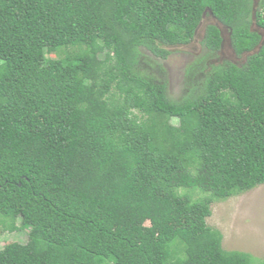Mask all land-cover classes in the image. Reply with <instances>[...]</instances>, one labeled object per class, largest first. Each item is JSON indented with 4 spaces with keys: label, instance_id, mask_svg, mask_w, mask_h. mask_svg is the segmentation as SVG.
<instances>
[{
    "label": "trees",
    "instance_id": "1",
    "mask_svg": "<svg viewBox=\"0 0 264 264\" xmlns=\"http://www.w3.org/2000/svg\"><path fill=\"white\" fill-rule=\"evenodd\" d=\"M253 5L0 0V229L28 234L0 264H264L207 222L215 201L264 184ZM204 14L244 60L202 59L173 98L151 62L190 43ZM205 27L215 53L221 27Z\"/></svg>",
    "mask_w": 264,
    "mask_h": 264
},
{
    "label": "rangeland",
    "instance_id": "2",
    "mask_svg": "<svg viewBox=\"0 0 264 264\" xmlns=\"http://www.w3.org/2000/svg\"><path fill=\"white\" fill-rule=\"evenodd\" d=\"M203 21L205 23L194 40L187 45L175 47L167 59H158L157 65L151 62L155 66L154 70L160 76L166 78L169 94L173 98H179L185 91L190 67L195 70L201 67L202 59L205 61L212 60L214 61L213 63L224 60L235 62H243L244 60L243 56L236 57L233 55L227 42V33L225 35L226 45L222 50V54H219L220 51L209 53L202 46L201 40L205 32V26L208 23H218V21L209 15H205ZM146 54L149 55L148 52ZM149 59L150 61L155 60L153 56H148ZM147 64L149 65L148 62ZM173 122L179 123L177 118H173ZM207 222L222 231L225 249L246 251L252 253L257 259L263 258L264 184H259L250 190L233 195L225 200L215 201L212 204V215L207 218ZM19 223L20 221L18 220L17 224ZM27 239L26 230L8 231L0 229V248L7 241L16 240L26 243Z\"/></svg>",
    "mask_w": 264,
    "mask_h": 264
},
{
    "label": "water",
    "instance_id": "3",
    "mask_svg": "<svg viewBox=\"0 0 264 264\" xmlns=\"http://www.w3.org/2000/svg\"><path fill=\"white\" fill-rule=\"evenodd\" d=\"M259 2H260V0H254L252 29L258 31L260 33V35L262 36V39H261L260 43L257 45V47L255 49H253V51H251V52H255V51L259 50L262 47V45L264 44V29H262L256 22V12H257V6L259 5ZM216 24L219 25L220 22L216 23ZM199 26H198V28H199ZM198 28L196 30V33L198 31ZM221 33L223 36V42L221 44V50H220L221 53L220 52L219 53L222 54V50L225 48V45H226V38H225L226 36L225 35L227 33V37H228L227 42H228V44H229V46L233 52V55L236 56L235 50L233 49L232 44H231V38H230V34H229L228 29L226 27L225 28L221 27ZM244 54H247V53H244Z\"/></svg>",
    "mask_w": 264,
    "mask_h": 264
},
{
    "label": "clouds",
    "instance_id": "4",
    "mask_svg": "<svg viewBox=\"0 0 264 264\" xmlns=\"http://www.w3.org/2000/svg\"><path fill=\"white\" fill-rule=\"evenodd\" d=\"M205 15H206V14H204V17H205ZM204 23H205L204 21H202V22L200 23V26H199V28H198V31H197V33H196L194 39H195L196 36L198 35L199 30L202 28V26L204 25ZM218 23H219V21H218ZM215 24H216V23H215ZM219 25L221 26V23H220ZM222 26H223V25H222ZM222 26H221V27H222ZM222 28H225V26H223ZM203 37H204V35H203ZM194 39H193V40H194ZM220 50H221V47H220V49H219L217 52H219ZM219 54H220V53H219ZM236 56L239 57L237 54H236ZM213 62H214V61H213Z\"/></svg>",
    "mask_w": 264,
    "mask_h": 264
},
{
    "label": "flooded vegetation",
    "instance_id": "5",
    "mask_svg": "<svg viewBox=\"0 0 264 264\" xmlns=\"http://www.w3.org/2000/svg\"><path fill=\"white\" fill-rule=\"evenodd\" d=\"M217 53V52H216ZM208 62H213L212 60L211 61H208Z\"/></svg>",
    "mask_w": 264,
    "mask_h": 264
}]
</instances>
